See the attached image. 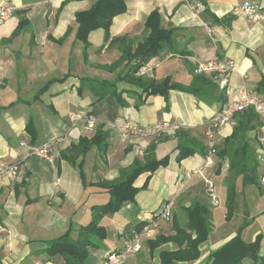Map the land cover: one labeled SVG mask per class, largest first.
I'll use <instances>...</instances> for the list:
<instances>
[{"label": "crops", "instance_id": "1", "mask_svg": "<svg viewBox=\"0 0 264 264\" xmlns=\"http://www.w3.org/2000/svg\"><path fill=\"white\" fill-rule=\"evenodd\" d=\"M203 1L205 6L200 0H123L126 11L113 18L109 39L104 40L102 30L89 34L85 62L83 46L75 40L74 15L88 10L95 0H0V9H11L10 16L0 21V165L17 168L15 175L0 182V227L3 229L0 232V264L47 261L44 255H32V252L40 250L41 243L62 236L70 222L76 225L75 230L88 224L90 207L107 201L104 191L84 188L77 169L60 158V153L80 137L92 135L93 131L84 129L85 117H92L95 128L102 126L108 132L104 160L95 149L84 157L87 183L117 179L119 170L129 167L157 139L129 137L122 141L112 126L117 123L129 122L144 128L163 125L165 129L159 137L165 140L156 145L155 157L158 160L169 157L168 165L151 175L147 188L135 195L133 204L128 203L117 214L101 220L106 239L100 250L90 252L85 264H100L107 252L121 248L128 239L125 226L147 224L164 202L170 203L172 217L178 225H185L182 209L194 201L204 200L200 194L203 180L191 174L203 165L204 156L195 154L177 163L175 131L178 128L190 130L193 139L205 145L204 124L234 99L236 88L243 86L264 98V0ZM244 1L258 3L263 18L253 22L234 13ZM64 2L67 3L58 12ZM205 9L216 19L227 15L235 19L229 25L219 24L204 15ZM18 11H24L30 32H22L11 42L1 44L16 29L18 16L14 12ZM154 11L160 16L162 28L176 30L173 43L180 54L162 52L146 64L150 69L146 76L154 81L169 77L172 83L188 86L197 63L232 61L234 69L225 86L221 87L212 76L223 91L222 97L208 105L190 94L171 90L166 101L158 95L144 99L125 82L116 85L124 106H120L114 96L93 103L94 98L87 89L78 93L81 79L113 82L124 72L125 64L113 72L104 69L120 57L118 45L111 41L126 37L133 42L134 48L147 36L144 23ZM68 28L69 35L61 45L56 44ZM141 98L143 103L136 107ZM259 119L261 125L264 124V119ZM28 122L36 136L34 143L26 132ZM234 125L232 119L217 132L216 155ZM260 126L246 133L254 153ZM52 139L49 160L33 154L34 148ZM223 168L226 171L221 173ZM146 176H139L134 186L141 187ZM206 177L214 182L218 200L224 205L218 210L208 207L212 228L207 240L199 246L198 259L176 264H207L209 255L235 236L236 228L230 229V222L217 229L213 220L221 213L226 215V181L230 179L227 159L222 161L215 156ZM241 178L238 177L235 184L238 185ZM260 199H264V193ZM250 215L256 223L250 235L262 236L259 259L260 264H264V207L256 206ZM171 233V222H157L154 237ZM160 249L172 250V246L168 244ZM140 253L142 260L137 262L132 257L125 264H159L156 253L149 254L144 246ZM52 261L63 264L58 258ZM242 264L257 263L246 259Z\"/></svg>", "mask_w": 264, "mask_h": 264}, {"label": "trees", "instance_id": "2", "mask_svg": "<svg viewBox=\"0 0 264 264\" xmlns=\"http://www.w3.org/2000/svg\"><path fill=\"white\" fill-rule=\"evenodd\" d=\"M71 1V0H70ZM74 1V0H72ZM205 6V2L200 0ZM67 2L61 4L60 9ZM126 6L123 0H95L88 10L75 13L74 21L76 23L75 40L83 46V58L86 62V50L89 47L88 36L91 32L102 30L104 40L109 39V29L113 18L124 14ZM18 16V25L8 39L1 41V44H7L22 32H30V25L24 18V11L14 12ZM204 15L212 19V21L229 25L235 16L227 15L221 19L212 17L207 9ZM147 36L133 48V42L126 37L113 39L111 42L118 45L120 57L117 61L104 69L109 72L115 71L122 64H125L124 72L117 76L115 81L107 82L93 79L80 80V93L83 89H87L94 102L104 101L107 96H114L120 106H124V102L120 100V93H117V83L125 82L134 87L140 94V97L158 95L167 100L168 92L176 90L184 92L196 97L198 100L210 105L212 101L219 99L223 95V91L213 81V75H193L192 81L188 86L172 83L169 77L161 81H154L147 76H136L138 70L148 64L150 60L158 57L162 52L166 51L173 55L180 54L176 50L173 43L175 37V29H164L160 25V16L157 12H152L144 23ZM68 28L64 36L56 41L61 45L63 40L69 35ZM127 94H131L126 92ZM92 103V104H93ZM143 103L139 100L136 107ZM235 125L231 135L224 139L222 148L217 152V157L224 161L227 159L228 172L230 179L226 181V220L228 221L232 215L234 202V185L238 177H242L243 181L250 180L257 187L260 193H264V186L258 181L260 173L254 157V151L250 147L246 133L254 130L261 125L259 117L251 110H245L233 116ZM32 143L36 141V136L30 122L26 125ZM108 132L102 126H98L90 137H80L75 144H71L66 150L60 153V158L76 168L84 188L93 187L104 191L107 195V201L102 204L92 205L90 207V221L82 227L75 230L76 225L69 223L67 231L57 239L43 242L42 248L32 252V255H44L47 261L43 263H54V258L62 260L63 264H85L90 257L91 251H97L102 248L103 241L106 239V232L100 225L101 220L111 217L124 207V205L134 203L135 195L147 188L151 175L158 169L168 165L169 157L160 160L155 157L156 145L165 140L158 137L152 141L143 155L133 160L131 165L125 169L119 170L118 178L113 181L99 180L95 183H87L83 173L84 157L92 149H95L103 161L107 151ZM176 141L177 155L175 161L180 163L182 160L195 154H206V146L199 141L193 139L190 130L178 128L174 135ZM146 174L143 185L139 188L134 186L136 179ZM200 194L203 201H194L189 207L182 209L186 223L179 226L177 220L172 217L169 222L172 224V233L170 235H157L153 239L146 240L143 246L148 250L149 254L156 253L159 264H176L181 262H193L199 257V246L203 244L212 228L211 214L208 210L209 202L205 194L204 181L200 182ZM207 202V203H206ZM139 223L131 228L125 226L127 238L138 233L144 226ZM262 236L258 235L252 243L244 242L240 235H235L226 244L220 247L208 257L207 264H242L243 260H251L253 263H259L260 241ZM170 244L172 250L160 249L162 246ZM160 249V250H158Z\"/></svg>", "mask_w": 264, "mask_h": 264}, {"label": "built area", "instance_id": "3", "mask_svg": "<svg viewBox=\"0 0 264 264\" xmlns=\"http://www.w3.org/2000/svg\"><path fill=\"white\" fill-rule=\"evenodd\" d=\"M187 1V0H185ZM260 6L256 2L244 1L240 6L234 9V13H238L246 17L248 20L256 22L263 18L260 13ZM11 14L10 8L0 9V21H5ZM234 65L232 61L212 60L206 62H199L196 64L194 73L196 75H213L218 84L223 87L227 84L228 77L232 73ZM147 65L141 67L136 76H146L149 71ZM251 109L257 116L264 119V98L251 93L245 87H238L234 90V99L223 106L219 112L204 124L203 137L205 140L206 154L204 156L203 165L192 171L193 176H198L204 181L205 194L208 198L211 207H217L219 200L216 193L214 182L206 177L208 168L214 165V158L216 156L215 136L217 132L227 125L233 116L245 110ZM84 129L92 132L95 129V121L92 117H85L83 119ZM119 132V137L125 141L129 137H136L146 139L148 137L158 138L165 127L163 125H155L151 128H144L134 125L129 122H121L112 125ZM54 139L44 143L41 147L34 148L33 154L49 160L50 147ZM258 147L254 153L255 161L257 163L260 173L258 174V181L261 186H264V124L258 129ZM17 168L15 166L0 165V182L6 177L15 175ZM226 171L221 169V173ZM171 219V207L169 202H164L159 209L154 213L150 221L145 224L138 233L128 238L123 246L119 249L107 252L100 264H125L129 257L135 256L142 251L143 243L146 240L154 238L157 222H168ZM3 229L0 227V232ZM35 264H52V263H35Z\"/></svg>", "mask_w": 264, "mask_h": 264}, {"label": "rangeland", "instance_id": "4", "mask_svg": "<svg viewBox=\"0 0 264 264\" xmlns=\"http://www.w3.org/2000/svg\"><path fill=\"white\" fill-rule=\"evenodd\" d=\"M84 173V170H83ZM85 174V173H84ZM85 177V175H84ZM86 180V178H85ZM239 184L234 185V202H233V210L230 219L227 221L226 215L223 216V213L219 214L217 217H214V227L217 229H221L225 222H230V229L236 228L235 235H240L241 239L246 243H252L256 237V234L252 236L251 229L255 227V224L251 219V215L249 216L251 211H254L256 206L264 207V199L261 200L260 197L263 193H260L255 185L251 183L250 180L243 181L241 178ZM236 200V203H235ZM224 205L223 202L219 199V204L216 207L222 208ZM236 205V206H235ZM226 209V208H225ZM215 210V209H214ZM258 223V222H257ZM252 236V237H251ZM251 240L246 241V240ZM135 257L136 261H140L143 258V254H139ZM129 257V258H132ZM128 258V259H129Z\"/></svg>", "mask_w": 264, "mask_h": 264}]
</instances>
